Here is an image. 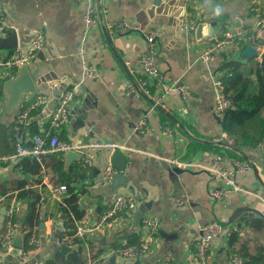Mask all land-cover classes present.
I'll return each mask as SVG.
<instances>
[{
	"label": "crops",
	"instance_id": "1",
	"mask_svg": "<svg viewBox=\"0 0 264 264\" xmlns=\"http://www.w3.org/2000/svg\"><path fill=\"white\" fill-rule=\"evenodd\" d=\"M94 1L100 10V22L84 33L82 16L86 0H0L7 34L14 29L18 48L27 49L37 30L44 35V43L36 59L26 64L35 83L34 92L22 94L19 105L8 110L6 90H0V158H6L0 159V233L5 229L6 215L12 208L13 215H16V220L13 219L16 233H21L25 244L19 218L26 205L24 201L15 199L16 188L24 179L32 181L33 177L23 174L17 165L18 156H15L11 134L15 111L24 107L34 94H47L49 101L37 113L29 114L23 127L26 136L36 131L44 132L52 111L49 102L56 96V90L72 87L74 98L70 105V122L59 135L71 144L79 145L78 149L95 139L114 141L122 146L118 150L124 156V159H117L123 167L116 170L123 177L115 180V185L102 183L99 179L100 171L111 155L107 151L97 152L85 177L75 183L83 188L79 201L86 211L80 220L87 229L81 243L85 264L91 261L88 242L93 245L92 251L101 250L97 259L103 263L160 264L164 257H168L175 264H189L196 255L198 227L211 220L221 222L223 232L211 242L206 264H232L230 253L242 257L244 263L247 258L238 252L242 247L252 255H258L260 250L264 254L262 150L233 149V138L221 130L220 118L212 110L215 90L211 85V75L221 76L219 68L225 61H244L242 49L229 45L214 52L208 62L199 59L207 47L208 36H222L236 16L241 18L245 27H250L253 18L249 7L254 3L264 7V0ZM184 11L193 18L195 26L200 22L203 24L200 38H197L195 28L191 33L181 30L180 18ZM122 19L142 30L156 32L155 56L164 82L181 76L191 91L187 100L182 99L177 90L171 89L164 94L161 104L153 106L154 97L162 92L155 89L152 78L143 74L137 61L145 46L141 33L124 30L112 33L105 28L106 22ZM213 21L216 29L209 34ZM81 38L84 40L82 49L79 46ZM263 42V39L250 35L245 43L248 44L245 46L258 50L255 60L259 62L258 56L264 50ZM14 50L0 48V62ZM83 61L94 71L93 78L84 75ZM126 61L130 62V67ZM4 71L0 67V79L7 73ZM139 77L147 81L150 94H126V80ZM143 119L149 128L147 132L136 128ZM165 126L170 128V134L163 133ZM72 152L81 154L76 150ZM216 153L230 160L246 159L251 165L236 175L240 189L218 202L208 196L209 189L218 183L209 171L211 158ZM61 160L63 169L67 171L75 169L81 159L66 158L64 153ZM53 165L55 158L51 154L45 156L41 180L32 183V187L41 194L38 221L43 224L33 228L40 236L41 244L37 249L22 254L33 260L40 254L36 264L49 257L55 251V245L59 247L57 241L60 236L55 242L53 240L56 230L62 231L64 227L62 215L50 216V207L60 198L52 196L50 185L62 184L53 174ZM116 193L134 194L138 198V206L132 214L117 215L102 224L101 215ZM137 212L142 216H137ZM148 215L159 218L158 229L151 236L142 224ZM232 234L235 241L230 246ZM128 235H135L139 242L149 240L150 249L145 257L129 260L114 248L115 244H125ZM3 253L6 252L0 249V254ZM255 264L262 263L257 261Z\"/></svg>",
	"mask_w": 264,
	"mask_h": 264
},
{
	"label": "built area",
	"instance_id": "2",
	"mask_svg": "<svg viewBox=\"0 0 264 264\" xmlns=\"http://www.w3.org/2000/svg\"><path fill=\"white\" fill-rule=\"evenodd\" d=\"M252 14L253 23L250 27H245L238 16L235 17L234 22L223 32L222 36H208L207 47L199 55V59L203 62H208L213 58L214 52L229 45H234L241 49L247 42L250 35L264 40V7L261 4L254 3L248 10ZM3 8L0 6V38L7 34V28L3 17ZM84 22V33L87 29L97 26L100 22V10L94 0H86V8L82 16ZM105 28L109 32L116 33L124 31H138L144 39V50L137 58L138 63L142 67L143 74L148 78H152V85L155 89L162 93L154 97L153 106L159 105L162 102L164 94L171 89L177 90L182 99L187 100L191 96V91L187 83L181 76L175 77L164 82V78L160 73V67L156 60V32L154 30H142L139 26L132 24L124 19L106 22ZM180 28L183 32L188 33L195 28V21L187 11H184L180 18ZM83 38L80 39V48H83ZM44 43V35L41 30H37L30 39L27 49L16 47L12 54L0 62V67L3 71H7L4 75L13 74L21 66L34 61L38 52L41 50ZM243 50V49H242ZM126 65L130 67V62L126 61ZM4 69V70H3ZM82 70L86 77L93 78L95 76L92 68L86 63L82 62ZM211 85L215 90V98L213 102V114L217 118H222L225 111L230 107V99L223 93L222 79L220 75H211ZM124 90L126 94L139 96L140 94H150L148 83L143 78L129 79L124 83ZM74 98V90L72 87L62 88L61 94L55 101V106L50 113L48 128L44 132H39L26 136L23 127L28 122L31 111L41 108L48 101V95L39 92L34 94L29 102L15 111L13 123L11 126V134L13 144L15 147V156H29L36 159L48 153L64 154L69 151H79L81 160L84 165L91 166L93 158L97 152L107 151L112 154L115 150L122 146L114 141L95 139L90 143L85 144L82 149H78L79 145H73L70 142L59 137L60 130L70 122V105ZM19 105V104H18ZM17 105V106H18ZM16 106V107H17ZM145 118V117H144ZM137 130L140 132H147L149 128L145 119L140 121L137 125ZM171 130L168 126L163 129L164 134H170ZM6 159V158H0ZM251 167L250 162L246 159L230 160L227 156L216 153L211 158L209 171L218 180L216 186L208 191V196L214 202L223 200L228 194L234 190L240 189L237 185L236 175L238 172H245ZM117 170L108 161L101 169L99 179L102 183H111ZM50 193L54 197H61L66 193V186L64 184H51ZM138 198L134 194L116 193L110 199L107 208L103 211L100 223L105 224L110 219L117 215L132 214L138 206ZM5 229L0 233V249L3 252H8L13 249V239L17 228L13 221V210L10 208L6 215ZM143 227L146 229L148 236L156 233L159 224L157 215L145 216L142 220ZM199 236L195 241V257L189 264H206V257L210 244L214 238L223 232V225L217 220H211L199 225ZM87 229L76 222L75 232L73 235L63 234L58 238V245L68 246L71 249L76 248L81 243H75L74 238H82ZM52 231L49 232L51 234ZM24 246L27 249H22V253L26 254L30 250L37 249L41 244V238L33 229L28 236L24 238ZM149 240L142 239L138 245H127L118 250L120 255L129 260H139L149 253ZM229 259L232 264H242V257L236 253H230ZM93 262L90 261L89 264ZM160 264H175L170 258L164 257Z\"/></svg>",
	"mask_w": 264,
	"mask_h": 264
},
{
	"label": "trees",
	"instance_id": "3",
	"mask_svg": "<svg viewBox=\"0 0 264 264\" xmlns=\"http://www.w3.org/2000/svg\"><path fill=\"white\" fill-rule=\"evenodd\" d=\"M245 45L241 49H244ZM255 57L256 55L246 57L244 61L238 59L228 60L220 66L223 93L230 99L231 105L219 121L221 130L233 138V149L240 150L243 147L260 148L264 157V68L261 67L258 60H255ZM39 109L31 111L30 115L37 113ZM32 133L36 134L38 132ZM59 137L63 139L62 135H59ZM49 154L55 158V165L52 169L53 174L56 175V180L66 186V193L54 201L50 207V216L60 214L63 217L64 227L59 235L60 237L63 234L73 235L76 222L80 221L86 213L84 205L79 201L83 188L77 187L75 183L85 177L89 166L84 165L80 160L75 169L69 168L66 171L63 169L62 154ZM49 154L42 155L40 159L18 156L17 165L20 167L21 172L33 177L32 181L24 179L16 188L15 199L24 201L26 205L24 213L19 218L20 228L24 232L25 238L34 227L39 225L38 203L41 194L36 188L32 187V183L40 182L45 166V156ZM12 218L16 220V215H13ZM73 241L82 243L84 240L74 238ZM234 241L235 236L232 234L229 245L232 246ZM138 244L139 241L135 235H128L125 244H115L114 248L119 250L127 245L136 246ZM88 247L92 264H108L103 263L101 259H97L100 249L92 251L93 245L90 242H88ZM24 249H27L26 245ZM82 251L81 244L68 252L56 250L40 264H85L86 260L83 259ZM238 252L247 258V261L243 264H255L257 261L264 264L262 250L258 255H252L242 247V250L239 249Z\"/></svg>",
	"mask_w": 264,
	"mask_h": 264
},
{
	"label": "water",
	"instance_id": "4",
	"mask_svg": "<svg viewBox=\"0 0 264 264\" xmlns=\"http://www.w3.org/2000/svg\"><path fill=\"white\" fill-rule=\"evenodd\" d=\"M155 3L161 2V0H154ZM202 29L203 24L197 23L195 26V34L197 38H200L202 36ZM216 29V22H211L209 26L208 33L212 34L213 31ZM191 33V32H190ZM189 33V35H190ZM17 47V36L14 29H10L8 31L7 36L0 38V48H9L14 49ZM258 50L254 48L253 46H246L241 53L242 58L250 57L253 55H256ZM260 63L261 67L264 68V50L260 52ZM6 90L7 93V108L8 110H14L15 107L19 104L21 101L22 94L27 92H34L35 89V83L32 81L31 75L26 68V65L21 66L16 75L14 77H11L10 75H4L2 76V79H0V90ZM61 94V89L56 90V96L53 100L49 102V107L51 110H53L55 106V101L57 100L58 96ZM66 158H80L81 156L78 153L69 151L65 153ZM121 158L124 159V156L120 153V151L117 149L115 150L108 158L109 162L113 165V167L121 169L123 165L121 163H117V159ZM120 159V160H121ZM119 177H123L120 175V173H117L114 175L111 184L115 185V180H117ZM137 216L141 217V213L137 212ZM139 220V218L137 219ZM43 223L40 222L39 226ZM62 231L60 229L56 230L54 242L56 241V238L60 235ZM13 249L6 252L4 255L0 254V264H36V259L39 258V255H35L34 260L29 257L25 258L22 254L23 249V239L21 236V233H16L13 239ZM60 250L62 252H68L71 250L68 246H56L55 245V251ZM29 259V261H28ZM39 260V259H37ZM31 262V263H30Z\"/></svg>",
	"mask_w": 264,
	"mask_h": 264
},
{
	"label": "rangeland",
	"instance_id": "5",
	"mask_svg": "<svg viewBox=\"0 0 264 264\" xmlns=\"http://www.w3.org/2000/svg\"><path fill=\"white\" fill-rule=\"evenodd\" d=\"M259 56H260V54H259ZM259 56H258V57H259Z\"/></svg>",
	"mask_w": 264,
	"mask_h": 264
}]
</instances>
